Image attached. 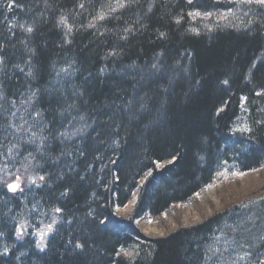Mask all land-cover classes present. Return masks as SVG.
Returning <instances> with one entry per match:
<instances>
[{
  "label": "trees",
  "instance_id": "obj_1",
  "mask_svg": "<svg viewBox=\"0 0 264 264\" xmlns=\"http://www.w3.org/2000/svg\"><path fill=\"white\" fill-rule=\"evenodd\" d=\"M223 168H264V4L0 0V170L36 181L0 186V264H262L261 199L139 232Z\"/></svg>",
  "mask_w": 264,
  "mask_h": 264
},
{
  "label": "rangeland",
  "instance_id": "obj_2",
  "mask_svg": "<svg viewBox=\"0 0 264 264\" xmlns=\"http://www.w3.org/2000/svg\"><path fill=\"white\" fill-rule=\"evenodd\" d=\"M36 181L27 173L11 174L0 170V186L11 193L20 192L22 188ZM9 185H16L14 190ZM264 200V168L249 173H234V170L223 168L217 179L204 191L194 196L189 204L176 205L155 221H149L139 226L141 235L147 238H162L183 228L196 226L206 219L223 212L236 214L241 206L250 202ZM133 201L124 209L116 212L117 217L125 218L133 206ZM48 229L42 228L35 235L41 247L48 235ZM21 234V233H20ZM120 255L126 258L129 253ZM264 264V262L262 263Z\"/></svg>",
  "mask_w": 264,
  "mask_h": 264
},
{
  "label": "snow or ice",
  "instance_id": "obj_3",
  "mask_svg": "<svg viewBox=\"0 0 264 264\" xmlns=\"http://www.w3.org/2000/svg\"><path fill=\"white\" fill-rule=\"evenodd\" d=\"M258 2L259 3H261V4H264V0H258ZM11 6V5H10ZM31 29H29V31H30ZM15 187H16V185H9V189L10 190H14L15 189ZM80 245H77V247H79Z\"/></svg>",
  "mask_w": 264,
  "mask_h": 264
},
{
  "label": "bare ground",
  "instance_id": "obj_4",
  "mask_svg": "<svg viewBox=\"0 0 264 264\" xmlns=\"http://www.w3.org/2000/svg\"><path fill=\"white\" fill-rule=\"evenodd\" d=\"M118 210H121V209H119V208H116V209L114 210V215H115V217H116L117 219H119V220L125 221V220H126V218L117 217V214H116V212H117ZM126 217H127V216H126ZM144 237H145V236H144Z\"/></svg>",
  "mask_w": 264,
  "mask_h": 264
}]
</instances>
